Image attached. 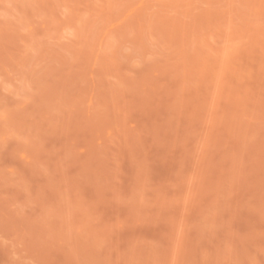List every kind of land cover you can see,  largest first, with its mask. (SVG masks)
<instances>
[{
	"label": "rangeland",
	"instance_id": "1",
	"mask_svg": "<svg viewBox=\"0 0 264 264\" xmlns=\"http://www.w3.org/2000/svg\"><path fill=\"white\" fill-rule=\"evenodd\" d=\"M0 264H264V0H0Z\"/></svg>",
	"mask_w": 264,
	"mask_h": 264
}]
</instances>
